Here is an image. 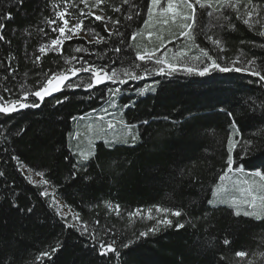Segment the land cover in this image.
Segmentation results:
<instances>
[{"label":"trees","instance_id":"16d2710c","mask_svg":"<svg viewBox=\"0 0 264 264\" xmlns=\"http://www.w3.org/2000/svg\"><path fill=\"white\" fill-rule=\"evenodd\" d=\"M232 3L235 8L218 11V6L202 9L197 5L193 40L180 35L185 30L182 20L164 31L154 20V32L147 38L145 22L153 8L150 0H106L92 9L105 17L103 21L80 17V9L87 13L91 7L80 0L68 4L64 0H0V34L4 37L0 40V97L8 105L28 92V99L21 102L40 104L0 113V264H264V218L234 215L249 207H235L232 193L222 194L226 204L208 203L221 201L222 196L215 198L213 192L229 171L230 137L240 142L231 153L232 168L240 165L247 172H264V81L248 71H213L200 76L181 68L172 75L153 74V62L141 61L136 55L172 46L184 52L178 65L197 67L210 62L200 51L205 49L222 66L231 67L239 58L236 67L264 74V36L260 35L264 0ZM65 8L70 26L82 18L84 28L54 49L50 42L59 33L52 31L56 25L50 26L45 18L55 19V12ZM249 11L254 16L246 25L243 19ZM115 20L120 23L114 25ZM101 36L104 41L95 43ZM41 46L47 54L39 52ZM78 47L88 51L77 52ZM251 59L255 64L246 65ZM85 60L115 67L127 83L119 86L105 81L91 89L81 83L42 102L31 95L51 73L86 66ZM124 71L141 77L153 75L134 80L123 75ZM146 80L155 84L154 90L125 93L129 84L136 91ZM109 100L114 102L111 111L121 121L115 130L102 134L103 139L93 133L87 145L85 137L75 138L76 120L105 112L102 108ZM125 124L134 127L123 143L119 134L125 135ZM81 153L90 154L89 158L83 160ZM22 165L45 173L49 186L79 217L78 225H72L41 195L43 188L25 176ZM257 182L264 188L261 179ZM252 190L253 195H261L256 187ZM157 207L169 212H158ZM177 210L181 216L171 215ZM148 212L151 218L145 216ZM165 216L172 220L171 226L158 224ZM177 223L185 227L177 229ZM152 228L158 230L140 237ZM112 241L120 255L101 256L98 245ZM129 241L130 247H123ZM57 245L51 259L41 256L45 251L51 254ZM238 252L246 255L237 256Z\"/></svg>","mask_w":264,"mask_h":264},{"label":"snow or ice","instance_id":"6c2138e0","mask_svg":"<svg viewBox=\"0 0 264 264\" xmlns=\"http://www.w3.org/2000/svg\"><path fill=\"white\" fill-rule=\"evenodd\" d=\"M18 3H23V0H17ZM70 2V0H64L65 4H68ZM81 3L85 4V6L87 7L89 5V3H91V7H89V10L87 13H85L84 9H80V17L82 18H87L90 16H94L96 21H103L105 19V17L101 16V15H96L95 12L92 11L93 8H98L100 5L104 4L106 2V0H80ZM249 2L251 3V0H249ZM124 3H128V0H124ZM150 3L153 7L156 6H160L157 8V12L159 15L163 16L164 19L162 21L163 24L167 25L170 22L175 23L177 20H182L185 23H183L182 28L185 30H182L180 32V35L182 36H186L190 39H195L194 36H192L191 34V30L195 24V18H196V6L199 5L200 8H205L207 7H213V6H218L216 8V10L218 11L219 8L222 7H232L235 8L236 5L232 3V0H166V6H164V0H150ZM75 6V5H74ZM54 7H58V5H54ZM188 10L187 12L184 10ZM103 10V9H101ZM114 11H120L119 8L114 9ZM149 19L152 18V11L153 8L150 7L149 8ZM68 10L67 8H65L63 11H56L55 12V19H48L47 17L45 18V20L47 21V23L51 26V25H56V27L52 28L53 32H58L59 35L55 38L52 39L50 42V46L54 49H59L60 46L63 44L64 39H71L73 35H77L79 34V30L84 28V19H78L76 23L72 24L70 26L69 20L66 19L65 17L68 15ZM208 15H211V13H208ZM254 16V11H249L247 13V19H243V23L248 25L250 24V20L252 19V17ZM8 19L11 18V13L7 14ZM127 19H132L131 16L126 17ZM237 18H241V17H237ZM107 19H111V17H108ZM191 20L192 23H187V21ZM58 21H62V24L58 23ZM258 23V21H256ZM120 23L119 20H115L113 21L114 25H118ZM147 24V21L145 22ZM0 27H2V25H0ZM107 29V26H105ZM27 31V29L25 30ZM41 31H43V29H41ZM94 31V30H93ZM66 33H68L66 35ZM112 33H110L111 35ZM117 35H119V32H116ZM149 35H151V33H149ZM260 35L264 36V31L260 32ZM4 39L3 35L0 34V40ZM133 39H135V34H133ZM104 41V37H99V39L95 40V43H101ZM121 43H123V41H121ZM214 43H216L217 45L220 44L219 40L214 41ZM223 49H221L222 51ZM77 52L80 51H88V49L86 48H82V47H78L76 49ZM115 51L119 52L121 51L120 48H116ZM200 51L202 52L203 56L207 58V61H210L209 63H204L203 66H197V67H189L186 65H177L174 63H169L168 60L166 58L164 59H156V64L159 65V67L154 69V72L157 74H164L165 72H167L168 75H172L173 73L179 71L181 68H183L184 71H186L189 74H197L200 76H205V75H209L211 72L213 71H219V72H230V71H248L250 72L251 75L253 76H257L259 77L260 81H264V74H261V72L259 70H251L248 67H244V68H240V67H236L235 65L237 63H239V58L236 61L232 62V66L231 67H227V66H222L221 63L218 62L217 59H214L207 50L205 49H200ZM39 52L43 53V54H47L46 53V48L45 46H41L39 48ZM154 52L152 53H141V52H137L136 55L138 57L139 60L144 61V60H152L154 57ZM182 55H184L182 53ZM71 59H77L76 57H72ZM80 59H83L82 57ZM194 59L199 60V57H195ZM36 60L39 61L40 60V56L36 57ZM115 63V62H114ZM246 65H254L255 64V60L251 59V60H246L245 61ZM84 65L86 66H81L79 68H72L70 70V74L71 76H76L78 73H80L81 71L86 72V73H90V82L87 83L86 87L87 88H93L96 85H100L102 83H104L105 81H113V82H119V83H126L125 80L120 79V76L117 72V70L115 69V67L109 69V66L107 64H103L101 66H97L93 63H89L87 60L84 61ZM137 67H139V65H137ZM145 74H148L147 72ZM123 75L128 76L129 79H141L142 77L137 75L134 71H124ZM70 80V76L68 74H66L65 72H60V73H51V75L47 78L46 82L43 84V86L39 87L38 90L34 91L33 93H31V95H34L35 97H37L41 102L44 100L45 97L51 95L52 93L59 91L60 88L62 86L64 87H80L81 85H75L72 83H68L65 84V81H69ZM149 89H140L139 91L141 93H143L144 91H148ZM154 90V89H152ZM5 91H7V89H5ZM117 91H119L118 89L115 90L113 92V94H115ZM29 96L28 92H24L23 95L19 98V99H15L12 100L8 105H5L3 103V97H0V113H4V114H9V113H13L18 111L19 109H24V108H38L40 107L39 103H22L21 100H27ZM68 97H65L64 100H67ZM64 100H58L57 103H63ZM231 115V113H230ZM73 119L75 120L76 118L73 117ZM167 119V118H165ZM143 123L147 124L148 121H144ZM233 124L235 125V121H233ZM111 126V125H110ZM130 127H134V126H130ZM238 131V129H237ZM137 139L136 136L132 137V140L135 141ZM239 141H234L232 137L229 138L228 141V151H229V155H228V168L229 170H232V166L234 164V158L231 155L232 152H234L236 150V148L239 146ZM245 145H247L249 142H244ZM242 151H244V149H241ZM81 157L83 158V160H87L89 158V155H85L84 153L80 154ZM245 155H248V152L245 151ZM75 167V166H74ZM243 168L240 165H237L236 167V171H242ZM0 175H3V173H0ZM36 175L43 177L45 175L44 172H36ZM256 176H262L264 177V172H261L260 170H257L255 172ZM220 180L223 181L224 180V176L220 177ZM35 183V181H33ZM40 183H48L47 180H41ZM219 189H216L213 192V195H217V193L219 192ZM41 195H47V192L41 193ZM247 195L250 197V199H244L243 201H232V204L239 208V204L243 203L248 205V207L250 209H255L257 207V201H259V206L261 208V210H264V196H255L252 195L251 191H248ZM209 204H212L213 201L209 200L208 201ZM13 207H17L18 205L13 204ZM117 209L119 208V206H116ZM20 211H25L24 209H20ZM27 212L31 213L32 212V208H28L26 210ZM156 211L158 212H164V213H168L169 209L167 208H160L157 207ZM133 215V214H130ZM171 215L179 217L182 215V213L180 211H174L171 213ZM234 215L236 216H247V217H257V213L255 211H244L243 213H241L240 211H236L234 213ZM79 217H74V219H78ZM149 218H151L150 214H149ZM172 220L168 219L167 216H165V218L163 220L158 221V224H162V225H166V226H171L172 225ZM175 227L177 229L180 228H184L185 225L184 224H180L177 223L175 225ZM157 228H152L149 229L148 232H142L140 233V237H144L147 236L149 233L151 232H155L157 231ZM84 231L86 232L87 229H84ZM95 239V237L93 238ZM225 244H228L229 241L225 240L224 241ZM132 244V241H129L127 244H124L123 247L128 248L130 247V245ZM115 245V241H112L111 243H104L101 242L98 245V249H99V254L101 256H107L109 254V252L114 253L115 255L119 256L120 252L114 247ZM60 245H57V247L52 248L51 249V254L47 251L41 253L42 257H48L49 259H51V255L55 254L56 251H58ZM93 247H97L96 245H93ZM237 256L243 257L246 255L245 252H238L236 254ZM37 259H40V257H37Z\"/></svg>","mask_w":264,"mask_h":264},{"label":"rangeland","instance_id":"374dc122","mask_svg":"<svg viewBox=\"0 0 264 264\" xmlns=\"http://www.w3.org/2000/svg\"><path fill=\"white\" fill-rule=\"evenodd\" d=\"M164 2H166V0H164ZM164 6H166V3H164ZM160 6H156L153 7V11H152V18L148 19V23H147V38H150L151 35L154 32V26H153V21L157 19V21L160 22L161 26V30L164 31L166 30L167 27L169 26H174L177 25L179 22L178 20L175 23L170 22L169 24L165 25L162 23L164 17L159 15L157 12V8ZM189 23H192L191 20H189ZM149 33H151V35H149ZM150 51L146 50V53H152L153 51H151V48L149 49ZM153 50V49H152ZM154 57L151 60L154 64L153 69L159 67V65L156 64V59H164L166 58L168 60L169 63H174L177 64L180 63V59L182 56V53L184 54L183 51H177L175 50L174 47L172 46H166L164 47L162 50L160 49L159 51H154ZM153 74H157L154 71L152 72ZM167 73V72H165ZM164 73V74H165ZM66 74H68L70 76V80L69 81H65V84L68 83H72L75 85H79V84H83L84 87H86L87 83L90 82V73H86L81 71L80 73H78L76 76H71L70 72H67ZM153 74L150 75H144L142 76V78L144 79H148L150 78V76H152ZM135 80V79H134ZM116 84H119V86H122L126 83H119L118 81L115 82ZM155 84H153L152 82H150L149 80L146 81H142V84L139 86V88L134 91L131 88L134 87L133 84H129V86L126 89V94L132 95V94H140L141 92L139 91L140 89H149L148 92H150L153 88H154ZM63 88H66L64 86H62L60 88V90H62ZM70 88V87H67ZM72 88V87H71ZM59 90V91H60ZM120 90V89H118ZM58 92V91H56ZM54 92V93H56ZM147 91H144L143 93H145ZM53 94V93H52ZM114 95H118V91L114 94ZM113 95V97H114ZM112 99V98H111ZM110 102L108 104H105L102 108V113H91L88 114L86 116H82L81 118L76 120V129H79L76 131L75 133V138L78 137L79 135H81V137H85L84 142L86 143V145L88 144V142H92L93 140V133H96V139H103L102 137H100L102 134H106L107 131L110 130H115L114 128L118 126L120 119L119 116L117 114H115V112L111 111V108H114L113 103H111V100H109ZM118 102H116L115 106L117 105ZM110 107V108H108ZM109 110V111H107ZM114 114V115H113ZM111 125V126H110ZM123 130H126L125 135L121 132V134H119V136H123V139H121L123 141V143L128 142L127 140V136L128 134L131 132L132 127H130L129 125L125 124V127L122 128ZM124 130V131H125ZM112 135H114L112 133ZM118 133L114 136H117ZM105 136V135H104ZM22 172L25 174V176L31 181H35L34 184H37L39 186H41L44 190V192H47V196L49 198V200L51 201V203L56 207V209L58 210V212L66 217L68 219V221L72 224V225H78V219H74V217H77L76 213L71 211L67 206H65V204L63 203V201L56 195V193L54 192V190L49 186V183H40L41 180H45L43 177L36 175V172L32 171L31 169H29L28 167L22 165L21 168ZM259 179L262 180V182H264L263 177L262 176H256L255 172H247V171H236V169L229 170L226 175L224 176V180L221 181L219 183V185L216 186V189H219L220 191L217 193V195H215V198H217V196H222V194L225 193H232V198H234L235 200L239 201H243L244 199H250L249 196L245 195L244 193L248 191L252 192L253 195V186L256 187L260 192V194H256L258 197L259 196H264V188L261 187L260 183L257 182ZM262 188V191H261ZM214 190V191H215ZM256 190V189H255ZM43 192V193H44ZM221 201H213L214 204H226L225 201L227 200L226 195L222 196V198L220 199ZM243 204V203H240ZM244 205V204H243ZM249 211H255L257 213V216L259 217L258 219L264 218V210H261L260 206L258 205V208L255 209H250ZM243 213V212H241ZM149 214L151 215L150 212H148L147 214H145L146 217L149 216ZM257 218V217H255Z\"/></svg>","mask_w":264,"mask_h":264}]
</instances>
